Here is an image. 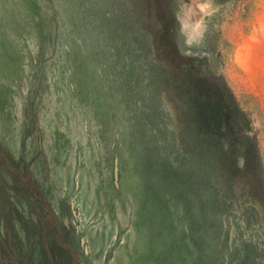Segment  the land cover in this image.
<instances>
[{
  "label": "rangeland",
  "instance_id": "374dc122",
  "mask_svg": "<svg viewBox=\"0 0 264 264\" xmlns=\"http://www.w3.org/2000/svg\"><path fill=\"white\" fill-rule=\"evenodd\" d=\"M0 264H264V0H0Z\"/></svg>",
  "mask_w": 264,
  "mask_h": 264
}]
</instances>
